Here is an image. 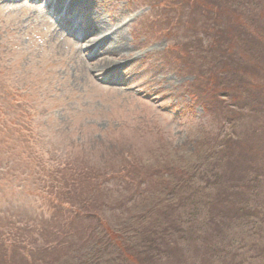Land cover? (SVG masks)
Masks as SVG:
<instances>
[{"label": "rangeland", "instance_id": "374dc122", "mask_svg": "<svg viewBox=\"0 0 264 264\" xmlns=\"http://www.w3.org/2000/svg\"><path fill=\"white\" fill-rule=\"evenodd\" d=\"M17 1L0 2V264H23L21 257L28 258L29 248L41 251L54 233H63L75 222L67 216L50 221L45 216L44 223L42 217L35 218V211L43 216L52 202L58 210L60 193L54 188L48 192V177L58 184L81 181L91 190L92 178H132V173L136 178H148L145 174L166 178V171L178 177L188 163H195V158L189 162L191 156L201 155L198 144L210 147L216 136L226 134L235 140L248 131L264 143L259 125L245 118L255 79L249 70L255 65L263 68L261 50L248 51L247 41L241 50L234 36L225 37V45L219 41L221 47L232 49L225 59L240 78L234 89L228 81L219 84L216 65L226 50L222 53L214 42L220 39L221 29L237 23L225 19V5L219 12L217 0H82L54 20L43 10L45 0H39L41 5ZM61 17L66 24L70 22L71 32L96 26L92 23L119 31L129 52L117 61L113 82L109 75L101 76L87 66L92 60L85 63L74 55L81 38L53 36ZM225 20L229 22L224 24ZM258 21L263 22V29L264 10L259 11ZM260 28L257 32L264 35ZM81 75L86 79L78 78ZM258 94L254 97L263 101L264 94ZM237 141L238 150L253 146L252 141L249 145ZM260 148L264 156V146ZM250 158L255 160L253 155ZM126 166H131V175L120 173ZM234 170L238 176L247 173L244 163ZM257 178L264 188V163ZM84 191L79 187L76 194L100 200L97 192ZM26 199L31 203L26 214L18 207L5 212L9 201ZM257 200L264 202V189ZM258 206L264 215V205ZM59 210L76 213L79 220L85 218L63 206ZM97 217L90 218L91 222L98 221ZM10 221L21 230L28 225L31 237L22 242L20 230L7 234ZM87 223L81 220L71 227L70 239L77 242ZM246 234L230 236L232 243L227 245L218 228L211 244L199 241L193 247L184 243L177 247L182 251L178 261L191 264L190 256L197 251L195 264H209L212 252L219 257L214 264H247L245 259L264 264L259 242L253 240L256 245L249 250ZM170 256L168 264H176L174 252Z\"/></svg>", "mask_w": 264, "mask_h": 264}, {"label": "trees", "instance_id": "16d2710c", "mask_svg": "<svg viewBox=\"0 0 264 264\" xmlns=\"http://www.w3.org/2000/svg\"><path fill=\"white\" fill-rule=\"evenodd\" d=\"M224 5L227 10L225 19L234 20L237 26L233 27L234 32L232 27L221 29L220 39L214 42V47L220 46L222 53L226 50L222 61L216 65V71L218 81L221 79L219 84L222 82L227 85L225 82L228 81L229 88L234 89L240 78H237L238 72L225 59V55H229L232 49L221 47L219 41L223 40L225 45L228 42L225 37H237L241 50L243 42L247 41L248 51L261 50L263 63L264 35L256 29L263 24L259 23L258 16L259 11L264 10V5L261 0H217L216 8L219 12L223 11ZM229 20H225L224 24ZM248 25L252 26L247 29ZM261 30L264 31V28ZM250 74L255 76L251 84L254 81L261 84H250L249 93L252 98L250 106L245 109L246 112L249 109L248 117L245 115V118L247 121H255L260 127L257 131L264 137V97L263 101L254 97L258 93L264 94V66L258 69L255 65L254 70H249ZM221 94L227 97V93ZM228 95L237 97L229 93ZM1 109L0 104V111ZM225 136L226 134L216 136L210 147L199 143L201 155L197 153L194 157L191 156L189 162L195 163H188L187 169L178 177L172 171H166V178H153L150 174H145L148 178H136L134 173L131 175L129 172L131 166H126L120 173L130 174L132 178H92V190L85 184L82 185L81 181L72 180L70 184H58V181L54 180L53 183L52 178L48 177V192L54 188L60 193L56 205L58 210L53 209L51 200L52 203L43 216L40 211H35V218L42 217L44 223L45 216L49 217L48 221L67 216L70 221L75 222L63 233H54L49 242L41 247V251L29 248L28 258L21 257L23 264H168L172 252L176 255L173 263L183 264V260L178 261L182 251L177 247H181L182 243L193 247L199 241L205 245L211 244L209 241L217 237L218 228L221 229L222 240H226L227 245L232 243L230 236L234 239L236 233L238 235L244 232L250 240L249 250L255 247L256 244L251 243L254 240L255 243L259 242L264 252V215L258 206L264 205V202L257 200L264 189L261 187L262 180L257 178L264 163L260 148L264 143L260 139L254 140L256 135L251 137L248 131L245 135L240 133L235 140ZM238 139L248 142V145L252 141L253 146L249 145L246 151L238 150ZM232 154L235 155L232 157ZM251 155L255 157L254 161L250 158ZM247 161L251 163L250 166ZM241 163H244L247 173L238 176L234 169L235 165ZM79 187L85 189L84 193L97 192L100 200H94L87 194H76ZM63 195L67 197L64 198ZM30 205L27 199L22 202L9 201L5 212L10 213L13 207H18L22 214H26ZM60 206L78 211L81 213L80 218H85L79 220L76 213L69 214L65 210H59ZM1 213L0 211V218ZM92 217H97L98 221L92 223ZM81 220H87L88 223L83 224L86 226L83 236L75 242L70 239L69 230L76 227ZM248 225L250 228L246 232L244 229ZM21 229L16 228L14 222L10 221L7 234H15L20 230L18 237L23 242L31 237L32 229L28 225ZM231 230L233 232L230 234ZM245 236H241L242 239ZM1 239L0 243L3 242ZM15 244L17 243L13 242ZM210 255L209 264H214L219 257L213 252ZM190 257L194 260L191 264H195L199 259L198 252L196 251V256ZM251 257L253 256L248 258ZM244 261L247 264L252 262L251 259Z\"/></svg>", "mask_w": 264, "mask_h": 264}, {"label": "bare ground", "instance_id": "6f19581e", "mask_svg": "<svg viewBox=\"0 0 264 264\" xmlns=\"http://www.w3.org/2000/svg\"><path fill=\"white\" fill-rule=\"evenodd\" d=\"M81 1L82 0H46V5L43 10L49 18L53 19L55 13L62 12V14L66 13L67 15L68 10L73 5L77 4V2L82 4ZM89 19H91V17H88L86 20ZM92 24H96V26L87 25L83 30L74 29L71 32L68 31L69 28L71 29L70 22L69 24H66L61 17L58 24H55L53 27V36L56 38L64 36L66 39L72 38L75 40L81 38L82 43L76 46L74 55L85 63L86 60H92L89 64L86 63L87 66L96 69V73H99L101 76L109 75V80L113 82L117 65L120 63L117 61H120L127 56L129 50L125 47L123 39L117 29H103L98 23ZM114 55L116 57L113 58ZM107 56L110 57L107 58ZM58 66L60 65L58 64ZM92 77H94L93 74ZM78 78L86 79V76L81 75L78 76ZM93 79L95 80V77Z\"/></svg>", "mask_w": 264, "mask_h": 264}]
</instances>
